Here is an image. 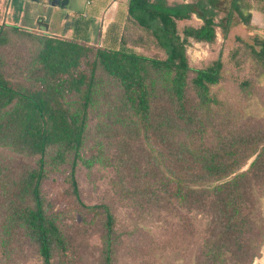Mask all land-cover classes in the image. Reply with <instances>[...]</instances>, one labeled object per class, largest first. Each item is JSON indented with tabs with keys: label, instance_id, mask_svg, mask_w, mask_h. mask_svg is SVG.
<instances>
[{
	"label": "trees",
	"instance_id": "obj_1",
	"mask_svg": "<svg viewBox=\"0 0 264 264\" xmlns=\"http://www.w3.org/2000/svg\"><path fill=\"white\" fill-rule=\"evenodd\" d=\"M12 2L23 12L20 0ZM231 3L249 26L250 15L244 14L249 2ZM191 13L184 2L128 0L124 29L149 32L165 52L163 59L124 45L93 47L15 23L0 25V196L11 204L10 221L35 244L42 264H53L65 249L42 195L49 167L69 164V193L80 201L77 164L100 163L103 147L113 150L105 164L114 171L111 186L121 202L140 213L183 207L207 217L193 264H251L260 253L264 125L216 121L220 102L211 88L223 79L222 60L218 56L194 69L186 53L190 39L215 41V16L204 12L200 25L179 31V22ZM243 43L264 63V31ZM92 117L100 119L99 152L86 158ZM4 152L26 164L15 171ZM85 208L102 209L103 264H113L112 211L105 204Z\"/></svg>",
	"mask_w": 264,
	"mask_h": 264
},
{
	"label": "rangeland",
	"instance_id": "obj_2",
	"mask_svg": "<svg viewBox=\"0 0 264 264\" xmlns=\"http://www.w3.org/2000/svg\"><path fill=\"white\" fill-rule=\"evenodd\" d=\"M20 1L23 12L15 10L12 0H0V25L15 23L26 29L42 32L39 30L40 25L32 24V21L35 13L43 10L48 21H53L43 31L50 28L49 31H55L62 37L93 47L120 48L124 45L139 54L161 59L166 57L149 32L138 27L125 30L120 14L118 19L115 18L112 22L107 20L105 24L95 23L94 18H83L82 14L88 13L86 0H49L47 8L36 6L34 10L25 7V0ZM166 1L169 5L183 2L191 5V17L179 22V31L187 24L200 25L204 12H212L215 16V41L204 43L190 39L186 53L189 65L194 69L209 66L218 56L222 60L223 79L211 88L212 94L220 102L215 115L216 121L263 126L264 63L244 45L243 41L252 43L254 30L241 21L232 7V0ZM246 1L248 0H244ZM55 6L58 7L57 10H54ZM82 19L86 20V24L80 21ZM9 50L23 53L14 47ZM242 81H247L248 87H242L239 84ZM99 120L97 117L90 119V136L83 152L86 158L99 152L95 133ZM103 152L105 158H101L100 163L91 167L80 162L77 164L75 176L80 201L69 193L66 181L69 164L49 167V174L42 183V195L48 213L54 216L65 240V249L55 255L53 264H103L105 215L101 208L92 211L85 208L99 207L102 204L108 205L114 216L113 264H193L205 235L207 217L197 211L189 213L183 207L172 211L156 209L148 214L140 213L132 205L121 202L111 186L114 171L105 164L106 157H110L113 150L111 148L109 153L103 147ZM3 155L5 159H11L15 171L26 164V159L11 152H4ZM250 161L251 159L248 162ZM245 168L247 165L243 167ZM6 202L0 196V264H42L35 244L10 221L11 204ZM258 261H264V241L260 253L251 264Z\"/></svg>",
	"mask_w": 264,
	"mask_h": 264
},
{
	"label": "crops",
	"instance_id": "obj_3",
	"mask_svg": "<svg viewBox=\"0 0 264 264\" xmlns=\"http://www.w3.org/2000/svg\"><path fill=\"white\" fill-rule=\"evenodd\" d=\"M111 1L114 2L113 4L109 5ZM127 2L128 0H86L88 13H83L82 17L86 19L88 17L94 18L95 23L102 24V22H104L105 24L107 20L109 22L111 20H114L115 18L118 19V14H120L119 18H122L123 21H125L127 15ZM247 2H249V8L244 11V14L250 15L249 26L254 30V35H261L264 31V0H248ZM24 5L26 8H31L32 10H34L36 6L47 8L49 6V0H25ZM56 5L58 6V4ZM57 6L54 7V10H57ZM119 11L121 12L119 13ZM104 14L106 15L103 18ZM34 16L35 18L33 17L34 20L32 21V24L38 23V25H40L39 30L41 31H43L44 29L47 30L46 25H50L53 23V21H48L49 18L43 10L42 12H36ZM80 21H84L85 23L86 20L82 19ZM49 30L50 28H48V32L52 35L62 36L59 33H55V31ZM82 37L84 38L85 35H83Z\"/></svg>",
	"mask_w": 264,
	"mask_h": 264
},
{
	"label": "flooded vegetation",
	"instance_id": "obj_4",
	"mask_svg": "<svg viewBox=\"0 0 264 264\" xmlns=\"http://www.w3.org/2000/svg\"><path fill=\"white\" fill-rule=\"evenodd\" d=\"M263 262L264 261H258V263H255V264H264Z\"/></svg>",
	"mask_w": 264,
	"mask_h": 264
}]
</instances>
